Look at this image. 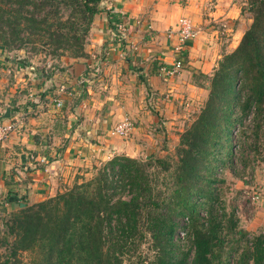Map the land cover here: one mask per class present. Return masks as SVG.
<instances>
[{"label": "trees", "instance_id": "trees-1", "mask_svg": "<svg viewBox=\"0 0 264 264\" xmlns=\"http://www.w3.org/2000/svg\"><path fill=\"white\" fill-rule=\"evenodd\" d=\"M104 1L0 0V45L8 51L25 35L26 44L50 47L56 56L84 58ZM247 5L250 23L206 78V98L178 137L175 161L154 160L160 170L171 169L168 195L155 198L146 164L114 155L90 179L8 213L0 232L8 257L27 252L33 255L27 264H122L123 251L135 249L146 234L155 264H233L231 253L238 249L234 264H264V235L249 249L244 233L237 231V239L232 234L233 215L220 216L214 206L216 175L230 162L233 128L251 110L255 121L264 122V0ZM186 229L190 260L188 251L174 254L172 243Z\"/></svg>", "mask_w": 264, "mask_h": 264}, {"label": "crops", "instance_id": "crops-1", "mask_svg": "<svg viewBox=\"0 0 264 264\" xmlns=\"http://www.w3.org/2000/svg\"><path fill=\"white\" fill-rule=\"evenodd\" d=\"M240 1H104L87 34L86 56L60 58L51 69L47 61L0 50V123L20 116V127L0 143V214L88 179L95 163L114 155L166 156L188 120L181 112L199 110L206 78L250 23ZM181 17L190 20L197 36L178 54L167 31ZM117 23L127 28L120 43ZM177 59L182 68L165 78L159 68ZM96 63L101 72L92 77ZM61 85L67 94L56 108ZM124 117L133 129L125 138L110 136Z\"/></svg>", "mask_w": 264, "mask_h": 264}, {"label": "rangeland", "instance_id": "rangeland-1", "mask_svg": "<svg viewBox=\"0 0 264 264\" xmlns=\"http://www.w3.org/2000/svg\"><path fill=\"white\" fill-rule=\"evenodd\" d=\"M240 7L245 12V17L251 19V14L247 11V0H242ZM20 37L21 41H16L9 45L8 51H6L7 48L5 49L1 45L0 50L8 53L7 55L9 56H16L24 60L28 58L41 64L45 61L55 64L58 59L63 57L69 59L68 55L56 56L59 52L54 53L50 47L40 46L38 44H26L25 35ZM197 113L198 111L181 112V115L184 114L187 117L186 119H188L183 130L194 120ZM252 116L253 111L251 110L248 117L241 120L232 130L230 137V162L216 175V178L219 180L217 185H215L218 200L214 205L220 216L223 213L225 217L233 215L232 218L235 221L236 227L232 234L237 239V231L244 233L246 235L245 238L248 240L245 246L249 249L252 246L251 242L253 238L258 235H264V122L255 121ZM174 146L176 147V145ZM174 146L170 151H167L166 156L158 159H163L167 163L172 164L176 159ZM137 160L146 164L144 167L145 173L148 175L151 183L156 187L154 192L155 198L164 199L172 189V180L170 178L171 169L168 171L160 170L154 163L155 158H138ZM105 162L95 163L90 169L88 179L94 176L96 171ZM82 181L85 180L82 179L80 182ZM80 182H73L62 191L69 189L74 183ZM7 215L0 214V232L3 231V223L7 219ZM200 216L203 219L205 218L202 212H200ZM185 231L183 236L179 235V232L176 233L173 236L172 243L176 248L174 254L188 251V260H190L192 257V249H190V238L188 239L187 237L188 230L186 229ZM230 238L231 235L226 240ZM241 247H244V244ZM240 250L238 249L237 252L231 253V261L233 264ZM155 253L151 245L150 237L145 234L135 249L130 247V249L123 251L121 261L122 264H155ZM32 257L33 255L31 253L21 252L15 259H12L8 257L6 250L3 248L0 249V264H3L6 259L13 264H18V262L20 264H27ZM15 260L18 262H15Z\"/></svg>", "mask_w": 264, "mask_h": 264}, {"label": "built area", "instance_id": "built-area-1", "mask_svg": "<svg viewBox=\"0 0 264 264\" xmlns=\"http://www.w3.org/2000/svg\"><path fill=\"white\" fill-rule=\"evenodd\" d=\"M114 30L116 32V41L119 43L124 41L127 34L126 26L124 24L117 23ZM167 35L174 37L175 43L173 46V51L181 54L184 51L187 43L196 38L197 30L194 29L189 19L181 17L176 22L174 28L167 31ZM46 68H52L50 62L46 63ZM181 68V60L177 59L174 60L169 67L159 68V71L165 78H172L178 74ZM100 72L101 65L99 63H96V65H94L90 70L92 77L97 76L98 74H100ZM83 81L84 80L82 79V82ZM66 94V88L63 85L59 86V88L57 89L56 98L53 101L56 108H60L62 106V99ZM19 119L20 116L18 115L17 117L15 116L6 122L0 123V143L8 139V137L20 127ZM132 129L133 125L131 121L128 118L124 117L110 130L109 134L113 137L125 138ZM178 234L183 236L185 233L179 232Z\"/></svg>", "mask_w": 264, "mask_h": 264}, {"label": "water", "instance_id": "water-1", "mask_svg": "<svg viewBox=\"0 0 264 264\" xmlns=\"http://www.w3.org/2000/svg\"><path fill=\"white\" fill-rule=\"evenodd\" d=\"M8 118V110H5L4 115H3V119H7Z\"/></svg>", "mask_w": 264, "mask_h": 264}]
</instances>
